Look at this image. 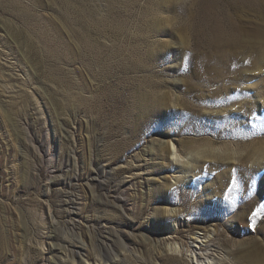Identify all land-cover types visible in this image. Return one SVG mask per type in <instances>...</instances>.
I'll return each mask as SVG.
<instances>
[{
    "label": "rangeland",
    "instance_id": "obj_1",
    "mask_svg": "<svg viewBox=\"0 0 264 264\" xmlns=\"http://www.w3.org/2000/svg\"><path fill=\"white\" fill-rule=\"evenodd\" d=\"M263 47L264 0H0V264L264 246L226 192L264 205Z\"/></svg>",
    "mask_w": 264,
    "mask_h": 264
},
{
    "label": "bare ground",
    "instance_id": "obj_2",
    "mask_svg": "<svg viewBox=\"0 0 264 264\" xmlns=\"http://www.w3.org/2000/svg\"><path fill=\"white\" fill-rule=\"evenodd\" d=\"M257 65H259V63ZM209 73L211 74L212 72H209ZM217 78H219V77H217ZM226 78H228V77H226ZM223 79H225V78H223ZM223 79H221V80L223 81ZM205 80H208V79H205ZM227 80L228 79H225L224 81L226 82ZM233 80L238 82L240 80V78H238V76H236V77H234ZM218 85H220V84H218ZM220 87H222V86H220ZM219 92H221V90H219ZM216 96H218V95H216ZM233 98H237V97L234 96ZM147 103H149V100H147L146 102L141 104L142 109H144V107L147 105ZM163 152L167 156L173 154V152L170 153V150L168 148H164ZM251 152L254 155L259 154L261 156V158H263V160H264V147H260V146L259 147H251ZM204 156L209 157V158L214 157L212 151H207V152L205 151ZM193 161L195 162L194 168H195L196 172H198L200 169H202L204 167V166L199 165V161L197 158L194 157ZM241 164H243V163H241ZM235 180L237 181L236 182L237 187H235L233 185L234 187H231L226 192L230 193V191H232L235 193L233 204L228 205L227 209H234V207H236L238 205H240V208H243V213L241 215V221H240L242 223L241 224L242 228H241V231L237 232L236 234L237 235L244 234V231H247V229H248V225L250 223L254 222L255 223V224H253L254 225L253 227L255 229L254 233L263 234L262 236H263V241H264V231L262 232L260 228H258V227L256 228L257 224H259L260 220H261V217H258V214L264 213V205H258L257 204L258 201L257 202L255 201L256 203L254 202L255 197H253V195L257 192V189L254 188V186H252L253 179L251 177H247L245 172H241L235 178ZM246 185H251V188L248 189L247 187H245ZM261 196H263V195H260V197ZM253 213H255V215H253ZM161 217L159 216L158 218L161 219ZM230 255L233 256L232 257L233 261L237 264H264V246L261 243H259L257 240L252 239L249 243H245V245L243 247L238 248L237 250L233 251V253H231ZM164 262H165V264H169L168 260H164Z\"/></svg>",
    "mask_w": 264,
    "mask_h": 264
},
{
    "label": "snow or ice",
    "instance_id": "obj_3",
    "mask_svg": "<svg viewBox=\"0 0 264 264\" xmlns=\"http://www.w3.org/2000/svg\"><path fill=\"white\" fill-rule=\"evenodd\" d=\"M253 215H255V213H253Z\"/></svg>",
    "mask_w": 264,
    "mask_h": 264
}]
</instances>
